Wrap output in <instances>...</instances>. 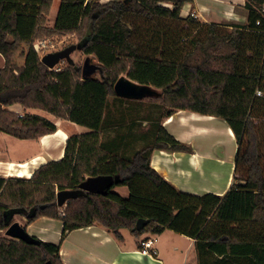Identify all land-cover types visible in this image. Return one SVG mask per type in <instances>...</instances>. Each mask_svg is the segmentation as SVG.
Wrapping results in <instances>:
<instances>
[{
	"label": "trees",
	"instance_id": "trees-1",
	"mask_svg": "<svg viewBox=\"0 0 264 264\" xmlns=\"http://www.w3.org/2000/svg\"><path fill=\"white\" fill-rule=\"evenodd\" d=\"M192 1L60 0L48 26L52 0H0V130L19 139L56 130L39 115L9 110L14 103L87 128L68 136L63 156L30 177L0 176V230L15 214L26 223L60 219L61 239L94 224L116 238L121 229L144 234L140 240L171 229L195 239L197 264H264V130L255 123L264 118L263 0H245L247 23L231 29L181 17V6ZM62 35L76 37L81 51L96 58L93 73L75 63L53 70L40 61L34 41ZM123 75L155 88L152 100L163 114L186 109L225 120L240 146L224 194L180 191L150 166L154 148L188 150L161 124L154 123L149 144L129 155L101 141L104 109ZM100 175L113 178L105 194L83 191L59 214L57 190ZM115 186H126L128 195ZM138 218L147 220L141 228ZM47 262L64 264L59 244L0 238V264Z\"/></svg>",
	"mask_w": 264,
	"mask_h": 264
},
{
	"label": "crops",
	"instance_id": "crops-1",
	"mask_svg": "<svg viewBox=\"0 0 264 264\" xmlns=\"http://www.w3.org/2000/svg\"><path fill=\"white\" fill-rule=\"evenodd\" d=\"M108 1L112 0H101L103 3ZM165 5L171 7L169 3ZM247 15L245 0H193L180 8L183 18L192 16L201 24L214 23L228 29L246 25ZM55 18L56 14L51 19L47 17V25L52 26ZM3 65L4 58L0 54V69ZM155 95L152 92L148 98L138 99L116 95L108 99L101 141L113 153L129 155L149 144L154 139V123L161 124L188 150L154 148L150 153V166L180 191L224 194L232 183L235 167L236 138L231 128L220 117L186 109L163 114V107L152 100ZM134 104L135 109L131 107ZM152 105L161 110L152 112ZM8 109L17 114L24 111L19 103L8 106ZM39 110L25 112L37 114ZM51 115L49 121L56 130L27 139L35 140L38 146L24 156H0V176L17 175L18 172L21 175L17 176H28L47 161L60 159L68 136L82 133L77 127L79 124ZM114 191L123 197L128 195L126 186H115ZM25 229L42 241L59 244V255L64 264H197L195 239L171 229L154 236L153 257L136 252L144 234L136 237L128 229H121L122 237L116 238L108 229L94 224L70 230L61 239L62 221L46 216L26 223ZM177 241L182 242L179 248L175 244Z\"/></svg>",
	"mask_w": 264,
	"mask_h": 264
},
{
	"label": "water",
	"instance_id": "water-1",
	"mask_svg": "<svg viewBox=\"0 0 264 264\" xmlns=\"http://www.w3.org/2000/svg\"><path fill=\"white\" fill-rule=\"evenodd\" d=\"M82 44L80 42L71 43L59 50L49 51L40 57V61L49 69L56 66L60 60H65L68 63H73L71 53L75 50H81ZM94 66H88L85 62L82 66L83 73H92ZM114 92L117 96L123 98H142L145 95L152 94V90L146 85H140L125 76L119 77L113 84ZM113 178L111 176H88L84 181L78 184L74 189L64 188L56 191V204L62 206L71 198L78 197L83 191L105 194L111 187ZM147 222L144 218L136 220V227L141 228ZM5 234L17 240H23L29 244H37L40 239L29 234L24 226L20 225L18 221L11 222L5 229ZM47 264H50L47 262Z\"/></svg>",
	"mask_w": 264,
	"mask_h": 264
},
{
	"label": "rangeland",
	"instance_id": "rangeland-1",
	"mask_svg": "<svg viewBox=\"0 0 264 264\" xmlns=\"http://www.w3.org/2000/svg\"><path fill=\"white\" fill-rule=\"evenodd\" d=\"M59 2H60V0H52V5H51L50 11L47 15V17H49L50 19L53 16H55V14H57ZM48 21L49 20L47 19V23H49ZM38 40H42V41L45 40L49 44V46H47V48H44V49L39 48V46H38V53H39L40 57L43 54H45L46 52L59 50V49L63 48L62 46L67 45L69 43L70 44L71 43H77L76 37L71 36V35L52 36V37H48V38L46 37V38H42V39H36L34 41V44L37 43ZM50 45H52V46H50ZM46 50H49V51H46ZM71 58L75 64H79L81 66H83V64H85V62L88 66H91V65L94 66L93 63H95V61H96V58L93 55L87 56L81 50L73 51L71 53ZM67 63L68 62L65 60H60L59 63L56 65V67H60V69H61ZM98 75H99V73L97 72L96 76H98ZM144 98H148V95H145ZM109 99H111V98H109ZM135 106L136 105L134 104L131 107L135 109ZM150 107H151L152 112H155V111L159 112L161 110V108H159L158 106L152 105ZM28 110H30V109H24L23 113H26L25 111H28ZM29 113H31V112H29ZM33 114H35V113H33ZM36 115H39V116L46 118L48 120L52 116L47 111H44L41 109L39 110V112ZM255 123L257 124L258 127H262L261 130H264V118L255 119ZM77 127H78V129L80 128L79 132L87 131V128L84 126L77 125ZM23 140H27V139H19L17 137L11 136V135L0 130V156L6 157V158H19L21 156L26 155L27 153H29L31 150H33L35 147L38 146L37 143L35 142V140H27L26 142ZM129 141H130V139H129ZM127 142H128V140H127ZM27 145H29V146H27ZM261 145H262V143L260 141V146ZM239 146H240V144L236 143V150ZM118 154H120V153H118ZM238 173H239V170H238ZM240 174H241V172H240ZM30 176L11 175V176H6V177H30ZM112 190L114 191V187L112 188ZM64 206L65 205H62L61 207L58 206V211L60 212L61 209L64 210ZM13 221H18L19 224L24 226V227L26 225V219L23 216H20L18 214L13 215L11 222H13ZM98 226H99V224H98ZM101 227H103V226H101ZM5 229L0 230V238L2 237L4 239H6L7 241H9V240L17 241V239H14V238L7 236L5 234ZM130 237L132 238V236H130ZM175 244H177V246L179 248L182 245V242L177 241ZM167 257H168V260H170L169 256H167Z\"/></svg>",
	"mask_w": 264,
	"mask_h": 264
},
{
	"label": "built area",
	"instance_id": "built-area-1",
	"mask_svg": "<svg viewBox=\"0 0 264 264\" xmlns=\"http://www.w3.org/2000/svg\"><path fill=\"white\" fill-rule=\"evenodd\" d=\"M191 15L194 16L193 13H191ZM38 46H39V48L44 49V48H47V46H49V44L45 40H43V41L38 40L37 43L34 44V47L37 50V52H38ZM50 46H52V45H50ZM46 51H49V50H46ZM50 69L60 70V67L54 66L53 68H50ZM256 94L261 95V92L259 90H257ZM18 115L22 116V113H18ZM59 207H61V206H59ZM59 214H61V215L63 214L62 209L60 210ZM154 241H155L154 236H148L146 238H143L142 240H140L139 247L137 248L136 252L139 253L140 255L153 257V254L155 253V249L153 248Z\"/></svg>",
	"mask_w": 264,
	"mask_h": 264
},
{
	"label": "bare ground",
	"instance_id": "bare-ground-1",
	"mask_svg": "<svg viewBox=\"0 0 264 264\" xmlns=\"http://www.w3.org/2000/svg\"><path fill=\"white\" fill-rule=\"evenodd\" d=\"M22 165H24V164H22ZM17 175H21V172H18ZM30 175H31V174H29L28 176H30Z\"/></svg>",
	"mask_w": 264,
	"mask_h": 264
}]
</instances>
